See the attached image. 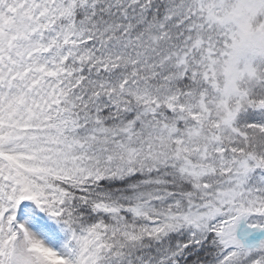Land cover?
I'll return each instance as SVG.
<instances>
[{"label":"snow or ice","instance_id":"1","mask_svg":"<svg viewBox=\"0 0 264 264\" xmlns=\"http://www.w3.org/2000/svg\"><path fill=\"white\" fill-rule=\"evenodd\" d=\"M220 10L0 0V264H264V56Z\"/></svg>","mask_w":264,"mask_h":264},{"label":"clouds","instance_id":"2","mask_svg":"<svg viewBox=\"0 0 264 264\" xmlns=\"http://www.w3.org/2000/svg\"><path fill=\"white\" fill-rule=\"evenodd\" d=\"M220 4L217 19L235 37L236 50L250 57L264 56V31L250 24L259 9L260 0H220ZM226 67L227 64L222 65V70Z\"/></svg>","mask_w":264,"mask_h":264},{"label":"rangeland","instance_id":"3","mask_svg":"<svg viewBox=\"0 0 264 264\" xmlns=\"http://www.w3.org/2000/svg\"><path fill=\"white\" fill-rule=\"evenodd\" d=\"M232 86H233L232 79L229 74V70L225 68L222 73V82H221V87H220L221 95L222 97H224V99L222 100V103L226 104L228 92Z\"/></svg>","mask_w":264,"mask_h":264}]
</instances>
